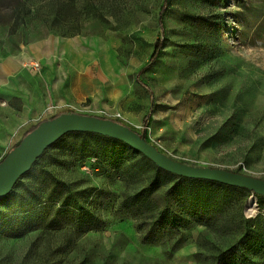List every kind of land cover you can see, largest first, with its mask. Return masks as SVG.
<instances>
[{
	"label": "rangeland",
	"instance_id": "374dc122",
	"mask_svg": "<svg viewBox=\"0 0 264 264\" xmlns=\"http://www.w3.org/2000/svg\"><path fill=\"white\" fill-rule=\"evenodd\" d=\"M17 1L0 0V161L31 125L52 117L24 120L3 99L10 93L4 84L14 79L3 61L53 37H78L115 45L125 63L139 104L130 107L133 118L122 113L119 122L143 134L151 111L146 139L160 152L264 179V0H167L163 32L164 0H26L22 23L9 34ZM159 37L161 56L138 77ZM125 156L88 133L50 146L13 188L15 206L0 204V264H232L221 253L237 245L245 254L244 233L263 228L264 196L162 176L138 156ZM140 192L147 198L132 203ZM196 198L214 205L210 216L221 208L226 226L209 214L191 217L187 211L199 208L187 205ZM20 202L30 204L21 217L36 228L12 237L8 219ZM165 206L173 219L159 215Z\"/></svg>",
	"mask_w": 264,
	"mask_h": 264
},
{
	"label": "crops",
	"instance_id": "0c3cea01",
	"mask_svg": "<svg viewBox=\"0 0 264 264\" xmlns=\"http://www.w3.org/2000/svg\"><path fill=\"white\" fill-rule=\"evenodd\" d=\"M92 42L53 37L20 59L4 60L6 72L15 80L4 84L10 93L1 96L24 120L69 110L113 119L123 113L133 118L130 107L139 101L122 57L115 45ZM30 58L40 62L39 70L24 66ZM7 131L13 132L11 126Z\"/></svg>",
	"mask_w": 264,
	"mask_h": 264
},
{
	"label": "water",
	"instance_id": "95a60500",
	"mask_svg": "<svg viewBox=\"0 0 264 264\" xmlns=\"http://www.w3.org/2000/svg\"><path fill=\"white\" fill-rule=\"evenodd\" d=\"M71 132L95 133L118 139L144 154L159 168L172 174L216 181L264 196V179L223 168L186 164L160 152L147 141L144 133L140 134L112 118L63 112L54 118L41 121L0 161V200L11 193L18 180L31 170L50 146Z\"/></svg>",
	"mask_w": 264,
	"mask_h": 264
},
{
	"label": "trees",
	"instance_id": "16d2710c",
	"mask_svg": "<svg viewBox=\"0 0 264 264\" xmlns=\"http://www.w3.org/2000/svg\"><path fill=\"white\" fill-rule=\"evenodd\" d=\"M26 0H19L17 1L16 4L13 5L12 7V16L9 19V21H11L9 28H8V32L9 34H15L18 31V28L20 26V24L22 23L24 14H25V10H26ZM168 7V2L167 0H164L163 4L160 7V11H159V15H158V23L160 28L162 29V32L165 29V12L167 10ZM164 45H165V40L162 37H159L156 40V43L154 45V49L148 59V62L139 70V72L137 73L138 77L145 72L149 66L151 64H153L155 61L158 60V58L161 56L162 51L164 49ZM65 112V111H64ZM67 112H73V111H67ZM63 112H60L56 115H53L50 118H54L60 114H62ZM102 117V116H100ZM151 118V111H148L143 119H142V125L144 128V134L146 137V128L149 126V121ZM45 120V119H44ZM116 120V119H114ZM118 121V120H116ZM41 121H39L38 123L31 125L24 133L23 136L24 137L26 134H28L30 131H32L33 129H35L38 124ZM71 134H75V135H83L86 134V132H71L66 134L65 136H63L61 139H59L56 143H59L60 141L64 140L68 135ZM90 134H94L96 136H98V139L101 140L103 143H105V145H108L112 150L117 149L118 151L121 152H126L127 156H125V158H134V157H139L141 158L145 163H147L151 168L155 169L157 173H159L162 176H167V177H171L175 174H172L168 171H165L161 168H159L154 162H152L148 157H146L144 154H142L141 152L135 150L134 148H132L131 146H129L128 144L118 140V139H114V138H110V137H106L100 134H95V133H88ZM141 134V133H140ZM147 138V137H146ZM22 139V138H21ZM20 139V140H21ZM20 142V141H19ZM19 142H17L14 146H12L11 149H13ZM53 144V145H54ZM10 149V150H11ZM9 150V151H10ZM5 157V156H4ZM32 169V168H31ZM32 170H30L29 172H27L26 174H31ZM46 174L48 175V177L53 180L55 183L61 184V185H65L66 183L57 179L51 172L47 171ZM179 178H181V180H189V181H193V182H203V183H209L215 186H220L222 188H232L233 186L224 184V183H220V182H216V181H211V180H206V179H196V178H187V177H183V176H178ZM150 184H153L152 182H150ZM237 188V187H236ZM243 190L247 191V192H251L245 188H242ZM147 194H145V192H140L138 194H136L134 197H132V203H134V201L136 200L139 204L143 203V201L145 200V198H147ZM17 196H15L14 192L11 191V193L3 198L2 200H0V204H10L15 202ZM193 203L187 205H194L196 206L198 211H187V213L191 216V217H197L200 213H205V214H209L210 220L216 224V223H223L224 226H226V217L225 214L223 213L222 209L219 208L217 209V211L219 212V216H210V214H212L210 212V210L212 208H214V205H207L202 199H197L192 201ZM76 204V203H75ZM12 205L15 206V203H13ZM29 203H24V202H20L18 204V207H14L13 211H12V216L8 219L9 224L8 225V230L6 231V233L9 236L12 237H21L24 236L25 234H27L29 231L33 230L36 228V226L32 225L29 221V216H25V217H21L22 213H27L29 211ZM159 215L164 219V220H170L174 218V213L173 210L167 206H165L160 212ZM29 224V225H27ZM17 227H14V226ZM28 226V227H27ZM3 227H1L2 229ZM243 244L245 245L246 250H245V254L243 255H238L241 251L239 250L237 245H232L230 248H228L227 250L223 251L221 253V258L227 255H231L227 257V261H230L232 264H251L250 263V258L248 255L249 253H252L253 255H258L261 258H264V226L263 228L258 231L257 233L253 232V233H244V241ZM223 257V258H224Z\"/></svg>",
	"mask_w": 264,
	"mask_h": 264
},
{
	"label": "built area",
	"instance_id": "2783aa9c",
	"mask_svg": "<svg viewBox=\"0 0 264 264\" xmlns=\"http://www.w3.org/2000/svg\"><path fill=\"white\" fill-rule=\"evenodd\" d=\"M24 66L28 67V68H30L32 70H39L40 67H41V64H40V62L38 60H31L30 59V60H28V61H26L24 63ZM116 117H121V114L118 113ZM256 199H257V197H256Z\"/></svg>",
	"mask_w": 264,
	"mask_h": 264
},
{
	"label": "bare ground",
	"instance_id": "6f19581e",
	"mask_svg": "<svg viewBox=\"0 0 264 264\" xmlns=\"http://www.w3.org/2000/svg\"><path fill=\"white\" fill-rule=\"evenodd\" d=\"M257 208V199L256 196L253 195L250 197L249 202L247 204V211H251L252 213Z\"/></svg>",
	"mask_w": 264,
	"mask_h": 264
}]
</instances>
